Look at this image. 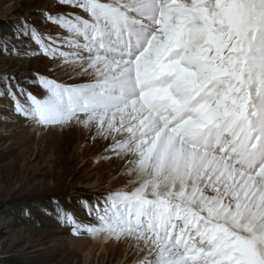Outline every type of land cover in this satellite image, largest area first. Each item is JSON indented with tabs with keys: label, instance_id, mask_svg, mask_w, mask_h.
<instances>
[{
	"label": "snow or ice",
	"instance_id": "obj_1",
	"mask_svg": "<svg viewBox=\"0 0 264 264\" xmlns=\"http://www.w3.org/2000/svg\"><path fill=\"white\" fill-rule=\"evenodd\" d=\"M41 15L0 55L48 71L0 75V101L150 176L82 200L92 223L52 201L61 226L134 242L143 264H264V0H51ZM130 100L139 134L115 119Z\"/></svg>",
	"mask_w": 264,
	"mask_h": 264
},
{
	"label": "rangeland",
	"instance_id": "obj_2",
	"mask_svg": "<svg viewBox=\"0 0 264 264\" xmlns=\"http://www.w3.org/2000/svg\"><path fill=\"white\" fill-rule=\"evenodd\" d=\"M50 3L0 0V39H9L21 20L40 24L41 14ZM136 19L140 22L139 17ZM49 66L46 58L0 55V75L23 78L47 72ZM27 127L12 115L10 102L0 101V264H85L86 253L93 246L92 236H75L62 227L52 201L58 200L65 210L92 223L81 201L105 194L109 182L125 178L127 162L91 140L78 144L73 136L46 138L47 131L41 140L34 134L28 139ZM100 177L104 185L95 190L92 185ZM125 183L115 184L111 191ZM27 209L31 215H26ZM123 250V246L110 245L96 264H119ZM142 257H131L126 264H143L146 256Z\"/></svg>",
	"mask_w": 264,
	"mask_h": 264
},
{
	"label": "bare ground",
	"instance_id": "obj_3",
	"mask_svg": "<svg viewBox=\"0 0 264 264\" xmlns=\"http://www.w3.org/2000/svg\"><path fill=\"white\" fill-rule=\"evenodd\" d=\"M136 19V18H135ZM140 21V19H138ZM117 64L120 65V67L122 68L124 66L125 63H127L126 61L123 62H119L116 61ZM115 70V69H114ZM89 77H94V79L99 82V80L101 79V73H99L98 71H93L91 73H89ZM109 115H113V114H109ZM115 119L117 121H122L123 125H132L134 129H137V134H139L138 132L140 131L139 129V120H140V115L141 113L139 112L138 108L135 106V102L134 101H128V103L124 106H122L120 109H118L115 113ZM175 125V120L171 121L170 123H168L165 128H161L160 131L161 132H165L166 128H170L172 126ZM28 129V139H30L31 137H33V134L35 135L34 138H36V136L40 138L41 140V136L43 135V133L45 131L43 130H37V129H33L30 127H27ZM62 135V138H66L67 136H73L72 138L75 139L76 143L81 144L84 140L85 137L76 130H56V131H47V134H45L44 137L48 138L49 136H54V135ZM33 139V138H32ZM135 148L132 149V152L134 153ZM129 158H132L131 156ZM127 162L125 158H123L122 162ZM125 171L127 170V166L124 169ZM137 179V180H144V179H149L150 176L149 175H144L141 176L139 174H137L135 177H131L129 175H127L125 178L117 181V182H109L108 184V189L105 191V193H108V191H111L113 188H115V184L120 186L121 183H123L124 181H127L128 183L124 186V187H119V190H126L128 188L131 187V185L129 184V181L131 179ZM104 180L103 177H100V179L96 180L93 185L92 188L93 189H99L100 187H102L104 185V183H102V181ZM91 237V236H90ZM92 248L89 249V251L86 253V257H85V264H96L99 262L100 257L106 252V250L108 249V247L110 245H113L114 248H118V246H123L124 250H123V256L120 258L119 260V264H126L128 262V259H130L131 257H139L140 255H143V257L146 256V254H143L139 251V249L135 246L134 242H130L127 240H120V241H116L114 239H110L107 238L105 236H97V237H92ZM142 257V258H143Z\"/></svg>",
	"mask_w": 264,
	"mask_h": 264
}]
</instances>
